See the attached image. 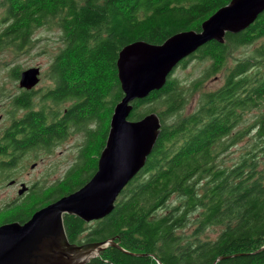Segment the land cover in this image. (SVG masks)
I'll return each mask as SVG.
<instances>
[{
	"label": "trees",
	"instance_id": "obj_1",
	"mask_svg": "<svg viewBox=\"0 0 264 264\" xmlns=\"http://www.w3.org/2000/svg\"><path fill=\"white\" fill-rule=\"evenodd\" d=\"M230 1L2 0L1 21L7 22L0 47L7 43L22 50L31 45L38 28L59 29L64 44L53 59L51 77L62 89L50 91L46 99L75 103L58 115L47 114L44 108L38 115L30 114L29 145L23 148L15 142L13 147L14 140H7L5 148H13L17 155L10 163H0V174H13L19 151L22 155L46 149L56 127L65 135L69 129L86 133L85 150L95 129H104L100 143L104 149L114 106L123 98L116 66L121 49L138 41L160 45L181 32L198 33L202 22ZM243 47L252 50L233 63L231 53ZM192 60L208 62L204 78L223 71L222 84L212 90L204 85L197 109L183 115L187 93L178 86L174 68L160 90L135 100L128 120L155 113L161 123L145 165L107 217L85 223L64 216L70 243L114 238L123 250L139 255L107 247L88 264H264V250L257 252L264 248V11L248 28L226 32L223 43L202 45L179 68ZM19 74L16 71V79ZM202 79L195 88L202 87ZM147 104L154 106L144 110ZM247 112L253 113L250 122L244 118ZM59 115L61 121L55 119ZM245 138L240 158L225 164L221 154ZM95 170L96 165L72 167L58 184V190L64 186L61 194L62 189L53 188L28 211L17 205L3 222L24 224L47 202L80 189ZM189 217H193L189 232L179 236Z\"/></svg>",
	"mask_w": 264,
	"mask_h": 264
},
{
	"label": "water",
	"instance_id": "obj_2",
	"mask_svg": "<svg viewBox=\"0 0 264 264\" xmlns=\"http://www.w3.org/2000/svg\"><path fill=\"white\" fill-rule=\"evenodd\" d=\"M263 11L264 0H231L202 22L198 33L181 32L160 45L138 41L122 48L116 66L123 98L114 106L96 172L80 189L40 208L24 224L0 225V264H88L107 247L130 254L114 238L70 243L64 216L90 223L114 210L122 190L145 165L161 129L155 113L128 120L132 103L160 90L172 70L202 45L223 43L226 32L236 34L248 28ZM38 81L39 68H30L21 73L19 87L29 90ZM26 191L22 184L18 195Z\"/></svg>",
	"mask_w": 264,
	"mask_h": 264
},
{
	"label": "rangeland",
	"instance_id": "obj_3",
	"mask_svg": "<svg viewBox=\"0 0 264 264\" xmlns=\"http://www.w3.org/2000/svg\"><path fill=\"white\" fill-rule=\"evenodd\" d=\"M1 2L2 0H0V38L2 37L1 35L7 22L5 20L4 22L1 21L4 12ZM31 38V45L24 47L22 50L18 48L16 49V46L14 47V45H8L7 43L0 47V94L5 93V95H16L19 90L18 81H13L10 75L13 71H15V73L16 71L20 73L23 70L30 67L33 68L35 66H39L42 71V75L40 76L37 84V88L39 89L38 92H40V90L43 91L54 87V83L51 79V65L55 56L63 49L64 44L60 31L55 27L38 28ZM251 50V47L240 48L231 53L230 59L234 63L236 59L246 57ZM232 62H229V66L233 65ZM207 66L208 62L192 60L185 68H179L178 65L175 67L176 72L174 73V77L178 79V86L182 89V92L185 94L187 93V102L182 110L183 115L191 114L197 109L200 94L202 90H204V85L205 89L212 90L220 86L225 78L223 71L218 73L215 77L204 78ZM202 78L204 79L202 87L200 89L195 88L194 83ZM66 105L68 106L70 103H67ZM153 106L154 105L152 104H147L144 107V110L150 109L151 107L153 108ZM42 108L46 109L47 114L52 113V109L49 106H37L34 110H40ZM58 110L62 112V105L58 107ZM0 113L3 114L1 109ZM20 113L21 112L16 115V118H19ZM252 116L253 113L247 112L245 113L244 118L250 122ZM7 123V121H4L0 124V133L2 132V126ZM246 123L247 122H245V124ZM88 127L93 129L96 128L94 125H89ZM95 130L96 133L91 134L92 143H90L86 150L84 147L86 133L69 129L67 135L62 133V137H65L63 138V142L58 146L53 145L52 151L49 154L40 153L43 152L42 150L26 152L25 157L18 161L19 163L17 167L14 168L12 175L11 172H7V174L4 175L0 174V223L6 219L9 212H15L12 210L16 208L17 205H19L22 210L28 211L32 202H37L38 200L44 198L46 191L43 189L47 188L48 185L52 183L56 186L59 180L64 179L67 172L77 161V158L78 163H76L73 168H78L79 164L85 165V169H90L94 165H96L97 168L100 153L103 150L100 149V143L104 129L97 128ZM245 142L246 138L240 141L235 147H232L228 152L221 154V157L225 160V164L230 165L231 163H234L237 158H240L241 153L243 152L242 147L245 145ZM78 178L79 177L76 176L73 181ZM12 181L24 183L27 187L31 186L32 190L40 192L35 197H29L28 195L25 196L27 192H25L22 196H18V187L12 186ZM61 189L63 192L64 186L62 184ZM20 199L23 200L20 202L18 201ZM13 201H16V205L14 206H12ZM172 202H174L173 198L169 203ZM25 204L27 207H25ZM192 219L193 217H189L184 226H181L182 228L178 230L180 233L179 236L189 232L188 228L191 226L190 222ZM205 233H207V231L204 232V234Z\"/></svg>",
	"mask_w": 264,
	"mask_h": 264
},
{
	"label": "flooded vegetation",
	"instance_id": "obj_4",
	"mask_svg": "<svg viewBox=\"0 0 264 264\" xmlns=\"http://www.w3.org/2000/svg\"><path fill=\"white\" fill-rule=\"evenodd\" d=\"M53 65H54V61L52 62L51 66H53ZM30 68H28V69H30ZM33 68H39V79H40V76L42 75L41 68L39 66H35ZM23 71H25V70H23ZM23 71L20 72L18 79H16V77H15V71H13L12 74L10 75V77H12L13 81H15V80L18 81V86H19L20 75ZM51 79L54 83V87L51 89H47V90H43V91L40 90V92H38L39 89L37 88V86H38L37 85L38 83H37L34 87H32L29 90L19 87V90H18L16 95L15 94L5 95V93L0 94V109L3 111V114L0 113V124L4 121L8 122L7 124L2 126V132L0 133L1 134L0 135V163L1 162L2 163H10V162L15 160L16 155H17V153H15L13 151V148H10V147L5 148V144H6L7 140H9V141H11V139L14 140V141H12L13 147L15 146V142H17L19 144V146H22L23 148H25V146L29 145L31 135H30V131H29L30 128L28 127V125L31 123V121H30V117H28V116L32 113H34L35 115H38V114H40V111H41V109L40 110H34L35 107L42 106V105L44 107L49 106L52 109V113L54 114L55 112H57V115H58V112H60L58 110V107H60L62 105V112H66L67 108H69V107L71 108V106L75 103L74 100L65 101V102H60V101L54 102L52 99L51 100L46 99V95L49 96L50 91L57 89V91L59 93V91H61V89H62V87H58V85L56 84V80L54 78L51 77ZM67 103H70V105L67 106L66 105ZM45 111H46V109H45ZM19 112H21L20 116H19V118H16V115ZM52 118H53V116H52ZM62 118H63V116L59 115L55 119L61 121ZM48 122H49V120H48ZM23 127L26 128L24 131H22ZM62 133L63 132L61 131V133H60V131L58 130V127H56L54 137L52 136L50 141H48V143H46L44 145V146H46V149H44V148L40 149L43 152H40V151L39 152L42 154H49L52 151L53 145L54 146L60 145L63 142ZM86 143H87V138L85 140L84 147L86 146ZM3 148H5V149H3ZM27 152H30V150H28ZM25 155H26V151L22 155L20 154V151H19L18 156L20 159H18V161L23 159L25 157ZM76 163H78V158H77V161L75 162V164ZM62 180L63 179H61L59 182H57L56 186H54L53 183L48 185V187L45 188L46 194L49 191H51V192L54 191L52 189L55 187H56L55 188L56 191L61 190V189L58 190V187L60 188V186H58V184ZM12 182H13L12 186L18 187V191L20 189V186L22 184H24V183H18V182H14V181H12ZM25 187L27 189V191H26L27 193L25 194V196L28 195L30 197L31 196L30 194L33 190L31 188V186L27 187L25 185ZM18 191H17V194H18ZM61 193H62V190L59 192V194H61ZM48 195H50V194H47L46 196H48ZM25 196H23V197H25ZM23 199H25V198H23ZM23 199H20L18 201L21 202ZM15 202L16 201L12 202L13 203L12 206L16 205ZM52 202H54V201H52ZM52 202H47V204H45V206L49 205ZM12 206H9V207H12ZM45 206H43V207H45ZM10 222H14V221L2 222L0 225L10 223ZM84 243L85 242H82V244H84ZM77 245H81V244H77Z\"/></svg>",
	"mask_w": 264,
	"mask_h": 264
}]
</instances>
